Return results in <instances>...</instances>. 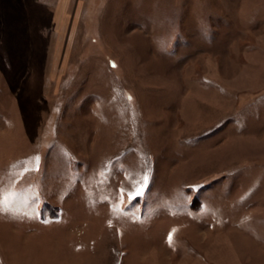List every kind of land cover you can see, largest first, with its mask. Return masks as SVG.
Segmentation results:
<instances>
[{
  "label": "rangeland",
  "instance_id": "rangeland-1",
  "mask_svg": "<svg viewBox=\"0 0 264 264\" xmlns=\"http://www.w3.org/2000/svg\"><path fill=\"white\" fill-rule=\"evenodd\" d=\"M0 264H264V0H0Z\"/></svg>",
  "mask_w": 264,
  "mask_h": 264
},
{
  "label": "snow or ice",
  "instance_id": "snow-or-ice-1",
  "mask_svg": "<svg viewBox=\"0 0 264 264\" xmlns=\"http://www.w3.org/2000/svg\"><path fill=\"white\" fill-rule=\"evenodd\" d=\"M143 193H142V191H137L136 193H135V195L133 196V199H136V198H138L140 195H142Z\"/></svg>",
  "mask_w": 264,
  "mask_h": 264
}]
</instances>
